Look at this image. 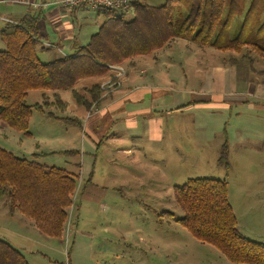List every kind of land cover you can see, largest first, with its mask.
Segmentation results:
<instances>
[{
  "label": "rangeland",
  "instance_id": "374dc122",
  "mask_svg": "<svg viewBox=\"0 0 264 264\" xmlns=\"http://www.w3.org/2000/svg\"><path fill=\"white\" fill-rule=\"evenodd\" d=\"M243 4L242 0L233 3L235 13L242 8L246 14L250 11L246 29L260 26L264 35V0ZM243 16L237 17L234 28ZM177 39L158 51L160 56L144 74L148 78L137 81L151 92L139 107L150 110L144 116L160 120V139H151L139 129L118 137L110 133L91 157L96 162L88 170L85 161V177L80 176L82 154L64 152L84 153L86 135L78 124L34 110L31 134L25 135L0 121V148L79 175L63 237L42 234L18 211L15 218L0 221L10 235L9 243L29 258V264H42L43 258V264H236L213 245L197 240L178 221L184 212L175 197L176 186L196 178L226 180L241 233L264 243V95L257 94L264 85V59L257 53L249 60L246 51L215 49L222 53L217 54L223 57L221 70L215 67L220 59L207 54L213 48ZM4 47L0 39V48ZM95 81L79 83L81 95L89 97L80 87ZM60 94L66 110H51L81 118L84 110L71 90ZM43 100V91L34 90L26 103ZM224 143L227 167L220 162ZM118 147L131 153L117 152Z\"/></svg>",
  "mask_w": 264,
  "mask_h": 264
},
{
  "label": "trees",
  "instance_id": "16d2710c",
  "mask_svg": "<svg viewBox=\"0 0 264 264\" xmlns=\"http://www.w3.org/2000/svg\"><path fill=\"white\" fill-rule=\"evenodd\" d=\"M242 1L243 7L246 0ZM234 2L166 0L160 5H150L134 1L129 12L97 10L105 15V20L88 44L77 48L75 55L52 61L42 60L38 53L37 14L7 24L0 32L5 46L0 48V121L25 135L31 134L29 124L34 110L57 121L78 124L74 117L59 116L51 110L67 108L60 90L70 89L75 101L90 109L99 102L103 89L100 83H94L85 89L89 97L81 95L76 88L81 80L105 76L111 65L155 53L177 38L222 51H246L249 60L252 53L264 59L261 27L247 30L250 11L246 14L242 8L240 14L235 13ZM130 12L131 17L127 18ZM242 14L241 25L234 28V22ZM34 90L43 91L44 100L28 105L26 98ZM227 159L228 146L224 143L220 162L226 167ZM78 179L64 168L40 164L0 148V199L6 198L11 212H20L47 236H64ZM227 183L196 178L176 186L175 197L184 212L178 221L197 240L213 245L231 262L264 264V243L247 238L238 229L228 200ZM0 264L29 262L22 251L0 239Z\"/></svg>",
  "mask_w": 264,
  "mask_h": 264
},
{
  "label": "crops",
  "instance_id": "0c3cea01",
  "mask_svg": "<svg viewBox=\"0 0 264 264\" xmlns=\"http://www.w3.org/2000/svg\"><path fill=\"white\" fill-rule=\"evenodd\" d=\"M134 1L140 2L139 0ZM29 14H37L40 18L38 53L44 61H52L66 55H75L77 48L87 45L92 35L98 32L105 20V15L101 12L83 7L69 9L59 3V0H0V32L7 24L18 23L25 15ZM131 14V12L126 14V17H131ZM179 39L180 38L177 40ZM175 41L176 39L169 42L162 49ZM189 43L190 42H187L186 45L189 46ZM215 49L216 48L211 49V51L208 50L207 54H209L210 58H214L215 60L220 59L219 64L215 67L218 66V68L222 70L223 57L217 55L222 53H218ZM158 51L149 55L136 56L123 61L119 65L124 68L125 73L121 77V86L117 90L110 92H105L103 90L99 102L96 104L94 103L90 109H86L78 104L84 110L83 115L81 118L79 116L74 117V119L77 120L78 125L85 132V150H82L84 153L77 149L71 150L76 151L78 154H82L81 177L86 176V167L88 170L90 165L93 166L95 164L96 159L93 160L92 158L100 151L103 141L105 142L107 140L106 138L110 133L111 136L118 137L119 133L139 129L145 130L147 136L151 139H160V120L155 119L154 116H144V114H149L150 110L148 108L139 107L142 105V101L146 98V95L151 94V92L145 86L139 87L137 83V81L141 83L148 78L144 76V74L148 73L152 63H155L160 56V52ZM231 72L232 74L236 73L235 70ZM110 75L111 70L110 73L108 72L105 76L86 78L79 83L84 84L85 80H96L95 83H100L102 86L104 82L109 80ZM211 75L212 73L208 74V76ZM77 85L76 88L78 89ZM80 88L87 93L85 90L88 88L87 85ZM260 88L261 86L259 89ZM49 93L50 92H48V94ZM257 94L264 95V85ZM148 107L151 108V106ZM116 150L125 155L131 153L130 149H122L121 147H118ZM35 156L38 157L39 154H35ZM85 161L87 163L86 167ZM16 212L17 211H10L6 198L0 199L1 222L2 219L5 218H15ZM17 218L19 219L20 217ZM23 218L26 217L23 216ZM9 237L10 235L5 231V228L0 225V239L9 242ZM24 256L29 262V258L26 255ZM32 256L37 260L40 258L37 254L35 256V253H33ZM41 256L43 255L41 254ZM39 261L42 264L46 262L44 258Z\"/></svg>",
  "mask_w": 264,
  "mask_h": 264
},
{
  "label": "built area",
  "instance_id": "2783aa9c",
  "mask_svg": "<svg viewBox=\"0 0 264 264\" xmlns=\"http://www.w3.org/2000/svg\"><path fill=\"white\" fill-rule=\"evenodd\" d=\"M134 0H59V3L69 9L87 8L91 10H111L114 12L131 11ZM111 76L108 81L102 84L105 92L118 89L121 86V77L125 70L121 65H111Z\"/></svg>",
  "mask_w": 264,
  "mask_h": 264
}]
</instances>
